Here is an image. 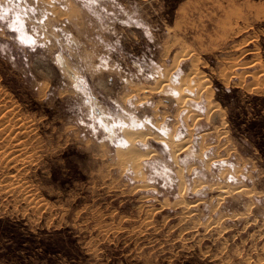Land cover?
<instances>
[{
	"label": "rangeland",
	"instance_id": "374dc122",
	"mask_svg": "<svg viewBox=\"0 0 264 264\" xmlns=\"http://www.w3.org/2000/svg\"><path fill=\"white\" fill-rule=\"evenodd\" d=\"M2 94L0 264H264V0H0Z\"/></svg>",
	"mask_w": 264,
	"mask_h": 264
},
{
	"label": "bare ground",
	"instance_id": "6f19581e",
	"mask_svg": "<svg viewBox=\"0 0 264 264\" xmlns=\"http://www.w3.org/2000/svg\"><path fill=\"white\" fill-rule=\"evenodd\" d=\"M185 49V48H184ZM196 65V64H195ZM172 71H170V73H171ZM168 77H169V73H168ZM168 77H167V80L169 81V79H168ZM204 76H203V73L201 72V71H199V69L198 68H195L194 66H193V68H191L190 69V72L188 73V75H187V79H185V80H188V82H186L185 84L187 85V86H185V84H183L182 82V85H181V87H183L182 88V90H180L181 92L182 91H184V90H186V89H188V88H200V90L201 91H207L208 89H209V86H207L205 83H204ZM184 79V78H183ZM203 79V80H202ZM167 80H166V82H167ZM198 80V82H196ZM200 80V81H199ZM164 83V82H163ZM168 83V82H167ZM191 84H193V85H191ZM169 85V84H168ZM175 86V85H174ZM179 87V86H178ZM177 87V88H178ZM188 87V88H187ZM143 88V87H142ZM175 88V87H174ZM173 88V89H174ZM189 90V89H188ZM146 91H148V90H146ZM152 89H150V91H148V94L150 93H152ZM176 91V90H175ZM179 91V90H178ZM183 93V92H182ZM181 93V94H182ZM188 93V92H187ZM202 93V92H201ZM207 94V93H206ZM184 95L185 96H187L188 94H183V97L181 98V102H183L184 103V101H185V99H184ZM5 95L4 94H2L1 96H0V170H3V167L4 168H7V167H9V166H15L16 165V163H18L17 161L18 160H21L20 158L17 160V158L19 157L18 155H16V154H18V153H22V151L24 152V150H21V148L19 147L20 145V143H19V141H21V139L23 140V138H24V135H23V137H21V131H25V130H27V129H30L31 128V126H30V122L28 123V122H26V120L24 121V120H22V119H20V118H18V108L17 107H12L11 105H7L8 103H6V100H5V97H4ZM191 96V95H190ZM206 97V96H205ZM187 98H189V97H187ZM179 101H180V99H178ZM184 100V101H183ZM210 100V99H209ZM211 101V100H210ZM176 102H178V101H176ZM192 102H194L193 100H192ZM179 103V102H178ZM180 104V103H179ZM208 104H210L209 103V101H208ZM180 106V105H179ZM184 105L182 104L181 105V107H183ZM186 106H188V105H186ZM214 106V107H213ZM212 107L215 109V106H217V105H213ZM185 107V106H184ZM211 107V106H210ZM211 107V108H212ZM210 108V109H211ZM179 109H181V108H179ZM215 110H218L217 108L215 109ZM190 130H191V128H190ZM189 131V130H188ZM192 131V130H191ZM29 132L31 133V131L29 130ZM29 132H28V134H29ZM125 132H131V131H125ZM25 133H26V131H25ZM194 133V132H193ZM27 134V133H26ZM27 134V135H28ZM190 134V133H189ZM26 135V136H27ZM136 135H138V134H128V137L126 138V140H127V146H128V150L127 151H125V152H123V153H129V154H127L129 157H130V159H131V161H132V163L133 164H135V169L136 168H138L139 167V161H141V157L144 155H146V157L148 156L149 157V155L151 154V152H149L148 154L147 153H140L139 154V150L137 149V146H138V142H143L144 140H146L147 138L144 136H141V135H143V134H139L138 136H136ZM195 135V134H194ZM150 137H152V136H150ZM155 137V136H154ZM159 137V136H158ZM191 137V136H190ZM190 137H189V139H190ZM156 139H158L157 137H155ZM154 138V139H155ZM169 138H171V137H169ZM161 139V138H160ZM141 140H143V141H141ZM162 140H164V139H162ZM171 140V139H170ZM173 140V139H172ZM166 141H168V139H166ZM185 141H187V140H185ZM188 141H190V140H188ZM16 142H18L19 144L18 145H16V144H14V143H16ZM160 142H161V140H160ZM173 142V141H172ZM176 142V141H175ZM181 142V141H180ZM158 143V142H157ZM169 143V141L167 142V144ZM170 143H171V141H170ZM177 143V142H176ZM13 144V145H12ZM165 144V143H164ZM166 144V146L167 147H169V145H167ZM183 144V143H182ZM14 145H16V147L14 146ZM190 145V144H189ZM22 147V146H21ZM174 147H175V145L173 146V148L171 147V149H172V153L174 154V156H175V154H177V153H174L173 152V150H174ZM177 147V146H176ZM187 147V146H186ZM25 148H26V146H25ZM170 149V148H169ZM178 149V148H177ZM177 149H175V150H177ZM186 149V148H185ZM192 149V148H191ZM31 150V149H30ZM179 150V149H178ZM182 150H184V149H182ZM28 152H29V150H28ZM27 152V153H28ZM182 152V151H181ZM26 153V154H27ZM30 154V153H29ZM35 154V153H34ZM126 154H124L123 155V157H125L126 156ZM143 154V155H142ZM16 155V156H15ZM23 155V154H22ZM179 155V154H178ZM24 156V155H23ZM22 156V157H23ZM26 156V155H25ZM123 157H122V152H120V151H118V158H120L121 160L123 159ZM125 158H127V156L125 157ZM124 158V159H125ZM128 159V158H127ZM148 159V158H147ZM23 160H24V158H23ZM22 160V161H23ZM21 161V162H22ZM132 164V165H133ZM137 165V166H136ZM2 168V169H1ZM16 168H17V166H16ZM12 169H13V167H12ZM18 169V168H17ZM16 171V170H15ZM9 172V171H8ZM14 171H12V173H13ZM10 173V172H9ZM9 173H7V174H9ZM4 174V173H3ZM16 174V173H15ZM11 175V174H10ZM7 177H9V176H7ZM6 179V178H5ZM11 179V178H10ZM13 179V178H12ZM217 186V185H216ZM5 187V186H4ZM226 187H227V185H226ZM21 189H23L22 188V186H21V184H19L18 182L17 183H14V184H11V185H8V186H6L5 187V190L8 192V193H15V192H17V191H20ZM224 189V188H223ZM231 190V189H230ZM225 191V190H224ZM224 191H222V192H224ZM243 191V190H239V193L241 194V192ZM246 191V190H245ZM25 192V191H24ZM181 192V191H180ZM231 192H232V190H231ZM248 191H246V193H247ZM30 193V192H29ZM220 194V193H219ZM224 194H225V192H224ZM223 194V195H224ZM7 195V194H6ZM24 195V194H23ZM27 195V194H26ZM222 195V194H221ZM230 195H231V193H230ZM246 195V194H245ZM220 196V195H219ZM229 196V195H228ZM30 197V196H29ZM28 197V198H29ZM221 198H222V196H220ZM192 204V203H191ZM39 205V204H38ZM187 207H188V203H187V205H186ZM189 211V210H188ZM194 211V210H193ZM187 212V211H186ZM185 214V213H184ZM187 215V214H186ZM188 216V215H187ZM186 216V217H187ZM191 218V217H190ZM189 218V219H190ZM183 220L185 221V218H183ZM218 221V220H217ZM217 230V229H216Z\"/></svg>",
	"mask_w": 264,
	"mask_h": 264
},
{
	"label": "trees",
	"instance_id": "16d2710c",
	"mask_svg": "<svg viewBox=\"0 0 264 264\" xmlns=\"http://www.w3.org/2000/svg\"><path fill=\"white\" fill-rule=\"evenodd\" d=\"M22 246L23 245L21 244V242H19V246L16 249L19 250V248H22ZM6 255H7L8 259L15 258L16 252L15 251H11V252L7 253Z\"/></svg>",
	"mask_w": 264,
	"mask_h": 264
}]
</instances>
